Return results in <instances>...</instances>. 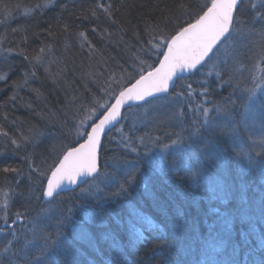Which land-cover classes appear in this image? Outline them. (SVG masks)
I'll list each match as a JSON object with an SVG mask.
<instances>
[{
  "label": "trees",
  "instance_id": "16d2710c",
  "mask_svg": "<svg viewBox=\"0 0 264 264\" xmlns=\"http://www.w3.org/2000/svg\"><path fill=\"white\" fill-rule=\"evenodd\" d=\"M204 2L52 0L44 7L46 0H0V165L21 170L0 171V190L17 193L11 211L23 214L21 225L54 207L39 240L26 228L2 264L6 257L15 264H264V152L256 155L250 144L264 135L252 133L263 121L264 93L250 98L264 6L246 0L215 77L201 82V67L170 95L126 110L103 140L99 174L41 201L48 168L65 146H76L83 113L107 102L104 88L126 85L141 63L157 65L158 45L153 40L145 52V30L183 24L197 10L189 5ZM98 4H111L112 15ZM205 107L209 123L201 126ZM9 138L22 145L19 154ZM36 173L42 178L27 198Z\"/></svg>",
  "mask_w": 264,
  "mask_h": 264
},
{
  "label": "snow or ice",
  "instance_id": "6c2138e0",
  "mask_svg": "<svg viewBox=\"0 0 264 264\" xmlns=\"http://www.w3.org/2000/svg\"><path fill=\"white\" fill-rule=\"evenodd\" d=\"M240 2L241 0H205L202 5H189L197 10L187 13L189 20L185 23L177 24L167 31L160 30L157 25L155 35L145 30L144 35L150 37L145 41L147 44L145 52L152 50V41L155 40L158 45L156 50L159 51L163 59L159 60L158 66L141 63L138 69L134 68V74L128 79L126 85L118 83L115 89L104 88V94L108 96L107 102L103 104L97 102V107L90 109L91 115L80 120L79 125L76 126L78 138L74 141L77 146H72V144L65 146L53 161V164L48 168L50 176H46L47 188L41 195L53 197L54 189L59 187L61 181L66 179L70 183H74L82 175L97 173L99 170L98 150L102 146V134L105 133L109 125H112L118 118H122L120 109L128 101H146V98L166 97L169 94L170 86L175 83L173 77L178 69L196 70L198 66L206 64L215 56L220 51L221 45L233 35V31L241 23L237 20V16L242 15L239 11ZM50 3L52 0H46L44 7ZM96 7L98 10L102 9L106 15H112L111 4L107 6L98 4ZM175 7L183 8L184 5L179 3ZM256 18H264V13H260ZM254 23L255 21H253V25ZM92 31L95 32L96 29L93 28ZM84 35V33H80L81 37ZM140 38L138 35L137 40L139 41ZM258 55L264 57V44L261 45ZM220 78L222 79V75ZM4 79H6L5 76H0V80ZM186 87L191 88V85ZM208 94L207 88L200 93L202 96ZM174 95L179 98L183 96V93L176 92ZM83 107L81 105V109ZM202 112L205 119L201 126L209 123L207 119L209 109L205 107ZM81 128L84 129L82 132ZM9 139L10 144L14 146L13 152L19 154L22 145L17 143L16 139ZM23 142L26 145L29 141L27 138H23ZM3 155L4 152H0V156ZM27 159L25 151V163H27ZM0 171L18 175L21 170L12 165L3 164L0 165ZM3 219L4 223L0 225V233H3L5 229L14 228L17 223H23V214L17 215L11 224L7 222V216ZM13 236L15 237V234ZM8 251L9 249H6L5 253ZM6 258L8 264H15V260L10 257ZM16 259H20V257L16 256Z\"/></svg>",
  "mask_w": 264,
  "mask_h": 264
},
{
  "label": "rangeland",
  "instance_id": "374dc122",
  "mask_svg": "<svg viewBox=\"0 0 264 264\" xmlns=\"http://www.w3.org/2000/svg\"><path fill=\"white\" fill-rule=\"evenodd\" d=\"M246 2H249V5H252V4L255 5V7L256 6H259V7L264 6V0H246ZM236 30H237V28L233 31V35L227 41H225V43L223 45H221L220 51L217 52L216 55L213 56L210 60H208L207 63L197 72V77L201 82H204L209 77H215L216 76L217 65H218L217 63H218V61H220L223 58V55H221V53L225 54V52H227L229 50L228 48L230 46H233V44L235 42V37H236V35H238V33L240 31V30H237V31ZM248 33H250V32H248ZM262 60H264V57L256 59L251 64L252 65L251 68L254 70L255 73H257L256 74L257 77L255 80L254 92L250 97L251 101L252 100L257 101V99H259V97L264 93V71L261 72L259 70L260 66L262 64ZM249 108H250V106L247 105L246 110H249ZM209 112H210V110H209ZM90 115H91V112L85 111L83 113L82 118L84 119L85 117H88ZM139 118L140 119L143 118L142 114ZM256 118L258 119V117L256 116L254 118V121H256ZM120 124H121V122H120ZM120 124H119V126H120ZM246 125L247 124H245L244 127H246ZM256 126H257L256 124L253 125V127H255V130L252 133L258 135V134H260L259 130H264V117H263V121L260 124V127L259 126L256 127ZM80 131L82 132L83 128H81ZM250 144H251L253 151L255 152L256 155L262 154L264 152V135L261 139L251 141ZM171 146H174V145H170L168 147L163 148L161 150V152L162 153L165 152ZM33 177H34L33 180L26 182L28 189H29V191L27 193L28 194L31 193L30 195L27 194L28 195L27 198H31V196L33 194L32 189L36 188L35 184H37V182H39L42 178L40 173H36V175ZM3 189L0 190V225H3V223H4L3 218L5 216H7V218H8L7 222L9 224H11L9 222V220H13L17 216V214L15 215V213H13L11 211L12 210L11 209L12 208V202L17 198V196H18V195L16 196L17 193H15L14 189H9V186L6 187L4 190ZM30 206H31V204L28 206V208ZM53 208L54 207L49 204L46 206V208L40 214L33 215L31 221H29L23 225H21L22 223H19V225L17 227L14 226V228L5 229V231L3 233H0V241L5 242L4 245L2 246V249L0 250V264H2V258L5 254V250L9 249L8 252L12 253V251H13L12 246L14 245L15 240H17V238H20L21 235L25 233L26 228H29V231H27V232H29L31 234V236H30L31 240L33 239V241H35V242H37L39 240L41 233H42V227H44L45 223H47L50 220V217H51L50 214H51V210ZM13 234H15V237L13 236ZM28 241L29 240H27V242L25 241V243H28Z\"/></svg>",
  "mask_w": 264,
  "mask_h": 264
},
{
  "label": "water",
  "instance_id": "95a60500",
  "mask_svg": "<svg viewBox=\"0 0 264 264\" xmlns=\"http://www.w3.org/2000/svg\"><path fill=\"white\" fill-rule=\"evenodd\" d=\"M242 2H243V0H241L239 6L241 5ZM160 59H163L162 55H161ZM156 66H158V63H157ZM202 66H198V68L196 70H187V69L181 70V69H178L176 71L175 76L173 77V80L175 81V83L170 86V88H169V94L168 95H170L173 92V90L176 87V84H177V82L179 80H186V79H188L192 74L196 73ZM162 97H164V96H161V98ZM152 100H154V99L153 98H146V101H128L126 103V105L123 106L120 109L121 116L123 115V113L126 110H129V109H131L133 107L142 106V105H144V104H146V103H148V102H150ZM121 119L122 118H118L117 121L113 122L112 125H109L106 128L105 133L102 134L101 143H103V140H104V138H105V136L107 135L108 132L116 129L119 126V124L121 122ZM81 142H83V141H81ZM100 151H101V147L98 150L99 157H100ZM98 169H99L98 172L95 173V174H92V175H82V176L78 177L77 180H76V182H74V183H70L66 179L63 180V181H61L59 187H57L56 189H54L53 197H48L46 195H43V196L41 195V201H42V203H44V204L49 203V202H51L52 200H54L55 198L59 197L62 194L74 192V191L78 190L79 188H81L82 186H84L86 183H88L91 179H93L94 177H96L99 174V172H100V159H99ZM48 176H50V173L48 174ZM46 188H47V179H46V181L44 183V187H43V191L42 192H44L46 190Z\"/></svg>",
  "mask_w": 264,
  "mask_h": 264
},
{
  "label": "bare ground",
  "instance_id": "6f19581e",
  "mask_svg": "<svg viewBox=\"0 0 264 264\" xmlns=\"http://www.w3.org/2000/svg\"><path fill=\"white\" fill-rule=\"evenodd\" d=\"M204 65H205V64H204ZM204 65H203V66H204ZM203 66H202V67H203Z\"/></svg>",
  "mask_w": 264,
  "mask_h": 264
}]
</instances>
